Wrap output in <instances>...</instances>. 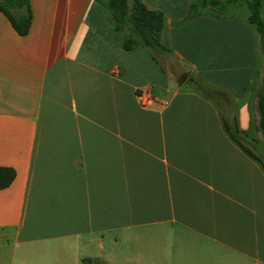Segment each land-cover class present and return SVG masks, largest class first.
Segmentation results:
<instances>
[{
  "label": "crops",
  "instance_id": "1",
  "mask_svg": "<svg viewBox=\"0 0 264 264\" xmlns=\"http://www.w3.org/2000/svg\"><path fill=\"white\" fill-rule=\"evenodd\" d=\"M139 1L164 16L160 60L202 86L173 80L144 46L124 49L98 0H29L24 35L0 12V167L14 172L0 189V264H264V169L201 88L238 103L229 71L259 69L250 13ZM229 113L264 163L256 120Z\"/></svg>",
  "mask_w": 264,
  "mask_h": 264
},
{
  "label": "trees",
  "instance_id": "2",
  "mask_svg": "<svg viewBox=\"0 0 264 264\" xmlns=\"http://www.w3.org/2000/svg\"><path fill=\"white\" fill-rule=\"evenodd\" d=\"M105 8L108 19L115 29H120V44L124 49L137 45L148 49L149 54L157 61L170 55V48L163 37L164 16L161 11L147 9L139 0H98ZM249 9L248 21L254 26L258 35L261 55L264 57V24L260 15L261 0H245ZM0 12L10 22L19 35L26 34L31 11L29 0H0ZM254 110L257 114L256 129L264 139V69L261 73L259 87L255 93ZM223 127L229 137L241 149L257 161L264 169L263 161L249 148L240 143V136L222 119ZM14 177L11 168L0 167V189L8 186Z\"/></svg>",
  "mask_w": 264,
  "mask_h": 264
},
{
  "label": "rangeland",
  "instance_id": "3",
  "mask_svg": "<svg viewBox=\"0 0 264 264\" xmlns=\"http://www.w3.org/2000/svg\"><path fill=\"white\" fill-rule=\"evenodd\" d=\"M217 10L220 11L223 15H227L235 18H243L249 12L245 0H234V1L220 0ZM260 15L264 24V0H261ZM117 35H118V39H120V36L122 35V31L120 29L117 30ZM254 47L258 55L259 69L258 72L256 71V74L254 73L253 78L250 77L247 78V75H245L244 72L242 74H235L236 72L229 71L232 77H234V75H239V79H240L239 81L237 82H235L234 80L231 82L227 81L229 86L236 93L235 101H238V103L236 104L233 103L232 102L233 100L227 99L224 94L218 91H214L211 88H207V87L206 88L201 87L203 89H207L202 91L218 105V108L222 112V118L225 120L226 124L233 130H235V127L233 125V120L230 117L229 110L230 112L231 110H234L237 117L240 118L241 121H244L245 113L246 110L248 109V112L251 113L252 115V119L256 120L257 123V114L254 110L255 93L259 87L261 73L264 69V57L261 55L258 38L256 40V44ZM160 61L164 66V68L166 69L167 74H169L173 78V80L175 79L182 80V78L183 79L187 78L188 81H192L191 85L196 84L198 85V87L202 86L201 84L191 79V75L189 74L188 67H186L182 62H180L176 58L161 59ZM231 66H239V65L232 64ZM245 98H247L248 101L246 106L244 105ZM226 104L229 107L228 111H226V107L224 106ZM255 125H253L251 128L256 129ZM238 135L240 136L239 138L240 141L244 144H247L248 139L242 137L240 134ZM250 148L254 152H257L256 150H258L254 145H250Z\"/></svg>",
  "mask_w": 264,
  "mask_h": 264
},
{
  "label": "built area",
  "instance_id": "4",
  "mask_svg": "<svg viewBox=\"0 0 264 264\" xmlns=\"http://www.w3.org/2000/svg\"><path fill=\"white\" fill-rule=\"evenodd\" d=\"M138 98L142 105H148L152 101V97L148 92L138 94Z\"/></svg>",
  "mask_w": 264,
  "mask_h": 264
}]
</instances>
